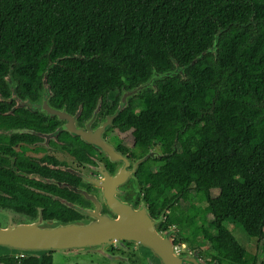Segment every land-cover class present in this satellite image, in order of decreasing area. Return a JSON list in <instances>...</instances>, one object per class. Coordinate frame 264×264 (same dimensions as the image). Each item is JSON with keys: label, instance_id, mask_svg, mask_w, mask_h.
Listing matches in <instances>:
<instances>
[{"label": "trees", "instance_id": "16d2710c", "mask_svg": "<svg viewBox=\"0 0 264 264\" xmlns=\"http://www.w3.org/2000/svg\"><path fill=\"white\" fill-rule=\"evenodd\" d=\"M178 66L132 97L115 127L148 157L146 197L182 224V240L217 264H264L224 225L264 238V196L256 226L238 212L264 186V0H0V98L11 75L23 96L47 83L86 117L97 105L112 113L124 91Z\"/></svg>", "mask_w": 264, "mask_h": 264}, {"label": "flooded vegetation", "instance_id": "af4514ba", "mask_svg": "<svg viewBox=\"0 0 264 264\" xmlns=\"http://www.w3.org/2000/svg\"><path fill=\"white\" fill-rule=\"evenodd\" d=\"M44 85L36 99L23 96V91H18V83L15 91L9 85V98H0L4 115L0 119V220L4 219L0 226L1 222L88 220L91 216L84 211L95 208L92 201L95 198L102 214L119 219L104 200V188L107 176L115 177L124 163L113 162L85 137L92 134L99 138L97 131L119 108L120 99L112 113V105H97L86 117L87 111L81 105L53 101L48 86L49 104L69 115L60 119L40 109H31L34 104L43 103ZM115 119L108 128L99 131L102 132L100 138L131 164L126 169L130 174L126 172L125 184L116 188V195L135 210L146 208L149 216L159 220L155 229L170 241L179 258L197 255L204 264H217L209 255L212 251L205 246L197 247L191 241L182 240V224L171 225L169 209H161L159 203L146 197V182L139 178L142 164L134 170L137 161L145 157L138 156L140 150L128 132L115 127ZM156 154H160V150L154 147L147 156L156 157ZM202 238V235L197 237V241ZM0 264H160V260L150 248L133 238L123 237L111 240L103 248L68 247L36 256L10 254L0 246Z\"/></svg>", "mask_w": 264, "mask_h": 264}, {"label": "water", "instance_id": "95a60500", "mask_svg": "<svg viewBox=\"0 0 264 264\" xmlns=\"http://www.w3.org/2000/svg\"><path fill=\"white\" fill-rule=\"evenodd\" d=\"M219 37L220 33L216 35L214 45L206 51L207 53L217 50ZM203 55L195 61L200 60ZM193 63L194 61L190 65ZM185 69L186 67L178 66L174 71L165 73L155 71L146 83L132 90L124 91L120 98L119 108L112 116L107 118L106 122L102 125V129L99 130L103 131L105 128H108L111 122L129 106V101L132 97L139 95L147 89H155L157 81L174 77L183 73ZM7 83L12 88V91H15L17 82L11 75L7 77ZM44 91L43 103H36L31 106V109H40L41 112H46L51 116H58L60 119L69 117L64 110L56 109L49 104L50 92L47 83L44 85ZM99 130L97 131L99 138H95L92 134L90 137L86 136L85 138L108 154L113 162L122 161L124 163V167L120 169L121 171L115 177L107 176L106 187L104 188V200H106L109 209L119 219L110 214H102L100 210L101 206L95 198L92 200L95 208L84 211L91 216L88 220L73 222L38 220L34 222L27 221L25 224L5 222V226H0V246L10 254L36 256L45 251L65 250L68 247L103 248L111 240L126 237L130 240L133 238L139 244L150 248L159 258L160 264H204L199 260L197 255L194 257L183 255L182 258H179L174 253L170 241L163 238L155 229V224H158L159 220H154L149 216L146 208L143 207L140 210H135L133 206L124 203L116 195V188L122 184L124 185L127 173L130 174L126 169L131 164L122 154L117 153L112 145L107 144L106 141L100 138L102 132ZM147 158L138 160L134 170ZM75 207L78 206L75 205Z\"/></svg>", "mask_w": 264, "mask_h": 264}, {"label": "rangeland", "instance_id": "374dc122", "mask_svg": "<svg viewBox=\"0 0 264 264\" xmlns=\"http://www.w3.org/2000/svg\"><path fill=\"white\" fill-rule=\"evenodd\" d=\"M218 192H213V195H218ZM264 196V186H260L256 191L248 193L245 195L243 201L239 205L238 212L239 214L246 219L252 226H256L258 220L262 213V199ZM2 214L0 213V217ZM0 221H4L1 219ZM5 222H1V226ZM21 223V222H20ZM7 225V224H6ZM224 225L226 226L229 233L236 237L238 242L246 248L247 251L251 252L254 255L261 252V256L264 255V238L261 243V239L258 237H250L243 226L234 219H228L225 221ZM5 226V225H4ZM210 232L206 229H203V234L207 236Z\"/></svg>", "mask_w": 264, "mask_h": 264}]
</instances>
